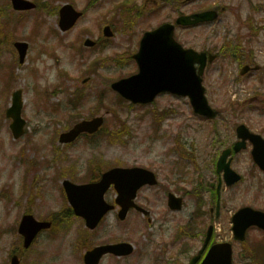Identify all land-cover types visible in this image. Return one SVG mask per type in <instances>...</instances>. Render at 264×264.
I'll return each mask as SVG.
<instances>
[{
	"label": "rangeland",
	"instance_id": "374dc122",
	"mask_svg": "<svg viewBox=\"0 0 264 264\" xmlns=\"http://www.w3.org/2000/svg\"><path fill=\"white\" fill-rule=\"evenodd\" d=\"M9 1L0 0V264H10L9 254L20 242L14 226L26 210L32 209L29 212L38 219L55 221L54 214L69 206L62 195L65 178L86 183L118 165L156 172L159 184L143 188L137 198L150 210L151 220L131 211L120 221L114 210L90 231L83 219L67 212L61 217L65 229L57 226L42 232L21 254V264H84L87 249L117 241L133 243L134 253L120 258L107 255L100 264H189L212 221L216 241L233 243L235 264H258L251 261L257 253L252 244L264 243V231L250 228L245 245L234 239L232 231V215L240 207L264 210V172L253 163L251 148L237 153L232 161L244 178L233 187H226L223 181L219 215L214 216V208L213 216L203 217L212 207L209 191L202 195L203 213L198 214V198L191 191L201 180L218 181L213 159L226 147L222 144L235 141L239 123L264 136V0H176V5L164 4L166 8L155 15L148 0H132L137 10L119 9L120 13L116 11L120 0H34L48 8L70 2L85 11L77 26L64 33L57 12L38 8L18 14ZM209 5L230 8L213 23L178 28L176 39L197 50L222 49L235 40L246 52L252 51L262 67L241 75L242 66L224 56L207 67L203 77L207 97L222 111L218 118L224 121L218 120L215 126L213 120L199 117L187 97L165 92L150 104L138 105L111 88L114 80L138 71L132 55L145 31L173 20L178 12L192 13ZM35 19L37 29L43 31L39 39L38 31L32 29ZM106 23L115 29L113 38H103ZM88 36L101 43L85 47ZM19 39L30 44L23 65L13 46ZM42 46L48 47L52 56L48 50L43 52ZM99 56L104 60L97 73L88 72L90 62ZM16 89L23 90L27 120L26 133L19 139L13 137L6 116ZM230 101L238 104L231 107ZM97 115L105 116L102 131L93 137L81 136L71 144L58 141L61 132ZM169 191L184 194L182 210L168 207ZM116 196L113 188L106 193L111 203ZM245 249L251 257L244 260L240 253Z\"/></svg>",
	"mask_w": 264,
	"mask_h": 264
},
{
	"label": "water",
	"instance_id": "95a60500",
	"mask_svg": "<svg viewBox=\"0 0 264 264\" xmlns=\"http://www.w3.org/2000/svg\"><path fill=\"white\" fill-rule=\"evenodd\" d=\"M16 9H29L36 7L34 2L29 0H12ZM81 12H77L72 5L66 4L61 10V26L64 30L69 29ZM218 17L216 10H208L191 15H182L177 19V24L192 25L204 21H212ZM174 26L164 24L154 31L147 32L142 41L141 47L135 58L138 61L140 72L129 78L115 82L113 87L117 89L124 97L133 102L146 103L152 101L155 96L162 91H172L174 93L189 95L193 107L197 113L212 116L215 111L211 108L205 96V87L202 85L201 75L204 72L207 60L213 61L217 55L206 52H197L193 49H184L173 38ZM105 34L112 36L110 27L105 28ZM87 45H92L91 40L86 41ZM21 53V60H24L27 52L26 42H17ZM200 67L197 69L196 64ZM249 68L245 67L243 73ZM23 96L22 90H17L13 94L11 107L7 110V116L13 119L11 129L15 138H19L24 133L26 120L22 117ZM103 124V117H97L92 120H83L77 123L69 131L63 132L60 136L61 142H72L82 132L94 133ZM238 136L242 138L235 145V150L239 151L246 147V140L250 139L254 143L253 157L255 161L264 169V139L253 134L245 125L237 128ZM231 149L223 151L218 161V171L224 170L225 179L228 185H232L241 179L231 167V160L227 161ZM112 183L119 192L117 202L121 204L122 209L119 212L120 219H125L128 210L134 203L137 191L144 184H156L155 174L142 167H115L102 176V179L96 183L75 184L70 180L64 182L68 197L75 212L86 219V224L90 228H95L103 216L113 208L105 201V192ZM183 198L173 193L169 194V205L172 209L182 208ZM139 208V207H138ZM148 214V211H145ZM234 234L236 239L244 240L246 230L252 225H258L264 229V212L255 210L251 207L241 208L233 217ZM51 222L38 221L31 214L23 216L19 231L24 235V245L29 247L36 235L42 230L49 228ZM212 227L208 232L205 246L211 237ZM134 250L131 243L119 242L114 244H105L96 246L88 250L84 256L85 264H98L102 256L106 253H113L117 256L130 255ZM199 255L195 256L190 264H195ZM11 264H20L17 255L13 256ZM202 264H233L232 246L228 242L214 244Z\"/></svg>",
	"mask_w": 264,
	"mask_h": 264
},
{
	"label": "flooded vegetation",
	"instance_id": "af4514ba",
	"mask_svg": "<svg viewBox=\"0 0 264 264\" xmlns=\"http://www.w3.org/2000/svg\"><path fill=\"white\" fill-rule=\"evenodd\" d=\"M148 3H150L151 5H152V7L153 8H158V9H164L165 7H164V2L163 3H161L159 0H148ZM163 10H155V11H153V15H155V13H160V12H162ZM64 48H65V46H64ZM249 55H251L252 54V51H250V52H247ZM253 55V54H252ZM63 76H64V79H65V70H64V72H63ZM234 143H235V141H234ZM234 143H233V145H234ZM233 145H231V147H233ZM230 145H228L227 147H229ZM233 157V156H232ZM218 175V182L217 183H215V182H211V189H210V191H211V193L213 192V190L215 189L216 190V192H218V195H219V193L221 194V192H219L218 191V188H219V185H220V175L219 174H217ZM204 181V180H203ZM218 195H217V198H218ZM217 198H216V201H217ZM220 207H221V203H220V205L219 204H217L216 205V207H214L213 205H212V207H211V209H209V211H210V216H213V211H214V208L216 209V211H217V215H219V212H220ZM206 216V215H205ZM205 216H203V217H205ZM240 255L242 256V257H245V256H247L248 255V253H247V250L245 249V250H243L241 253H240Z\"/></svg>",
	"mask_w": 264,
	"mask_h": 264
},
{
	"label": "trees",
	"instance_id": "16d2710c",
	"mask_svg": "<svg viewBox=\"0 0 264 264\" xmlns=\"http://www.w3.org/2000/svg\"><path fill=\"white\" fill-rule=\"evenodd\" d=\"M7 86H8V83H7Z\"/></svg>",
	"mask_w": 264,
	"mask_h": 264
}]
</instances>
